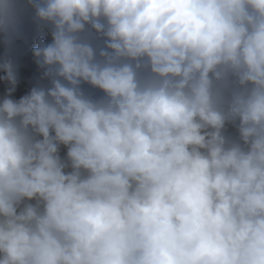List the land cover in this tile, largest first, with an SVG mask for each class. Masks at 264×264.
<instances>
[{
    "label": "clouds",
    "instance_id": "clouds-1",
    "mask_svg": "<svg viewBox=\"0 0 264 264\" xmlns=\"http://www.w3.org/2000/svg\"><path fill=\"white\" fill-rule=\"evenodd\" d=\"M0 264H264V0H0Z\"/></svg>",
    "mask_w": 264,
    "mask_h": 264
}]
</instances>
